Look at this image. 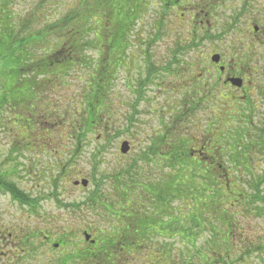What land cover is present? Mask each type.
Instances as JSON below:
<instances>
[{
	"label": "rangeland",
	"instance_id": "374dc122",
	"mask_svg": "<svg viewBox=\"0 0 264 264\" xmlns=\"http://www.w3.org/2000/svg\"><path fill=\"white\" fill-rule=\"evenodd\" d=\"M42 2L43 0H0V16L4 11H7L16 15L17 20L20 22L26 23L25 20L29 21L32 19L40 24L41 21H44L45 16L50 14L57 16V13L67 9V3L64 0L62 2L60 0H46L45 8L39 9ZM87 2L90 3V0ZM249 2L252 4L249 6L250 8L244 6V0H191L190 5H186L187 0H184L180 9L173 10L171 8L163 13L160 5L163 0L138 1L141 10L148 13L141 21L137 22L133 31L134 37L131 49L128 52L130 61L126 62V65L128 64L129 66L125 65V67L123 65L115 77L110 93L115 103L114 107L108 106L110 110L114 111L118 122L115 131L117 129L122 130L124 134L108 144L106 150L101 153L102 155L96 161L93 154L97 148L104 145L102 140L103 133L101 135L88 136L82 144L79 143V152L74 159L73 168L71 167L70 172L61 168L66 161L70 160L71 162L72 156H75L74 152L77 143H74L71 139L72 130L69 124L71 120L73 121L71 116L75 109V100L77 101L82 97L80 91L83 88L82 83H85V79L83 82H76L70 77L67 80L68 83H64L61 87L56 85L58 87L54 88L52 85L46 86L44 91L41 89L35 90L33 96L36 97V101L33 100V102H36L38 106L36 110L30 108L31 110L26 109L22 113L24 108L22 109V106H20L16 111V117H13V113L5 111V109L0 110V173H3L6 176V180L14 185L18 191H20V184L24 183L26 185L25 189L29 192L28 195L37 197L39 200L37 206L39 215L45 218L46 214H49L48 221L43 218L39 222L27 223L28 226H55L58 232H61L67 226L66 213L71 211L75 221L80 223L84 221V225L97 228L104 226L106 223H117L118 220H111L107 215L108 211L113 213L111 206L117 214L127 215L129 217L128 221L133 224H135V221L138 222L139 219H142L139 220V224H144L143 219L147 215H149L147 218L150 220L152 219L150 216L154 213H156V217L161 214L160 207L158 206V208L155 205L156 200L155 202L150 201V197H154L151 196L153 189L159 188L163 195L161 199L165 200L162 203L163 206L167 204L170 208L177 209V211L180 205L183 207L179 215L182 219L179 226L182 229L183 237L179 234L169 235L164 226L153 225L152 233L154 237L148 241L151 246L149 251L151 262L153 259V261H156L153 264H162L167 261V255L169 259H173L175 262L183 256L186 261L192 259L196 262V255L195 252L191 251L190 244H194L197 251L208 252L207 250L208 248L210 249L213 236H215L213 235V233L215 234L214 228L211 226L214 221L212 219L203 220L204 224L198 232L195 229L190 236L184 238L189 230L185 218L188 213L185 210L186 206L184 207L182 203L174 200L168 194L169 183L173 173L169 169L156 167L145 169L138 167L137 163L134 164L139 154L134 147L131 148L130 146V133H135L136 131L138 136L144 137L147 133L158 129L160 122L156 119L159 117L152 115V113L157 110L161 112L163 108L164 98L160 89L163 74L159 73L160 75H157L155 83L148 85V88L146 87L144 99L137 106V111H140V115L137 117L136 127L133 126L134 129L132 131L129 130V134H125V128L128 127L127 118L131 114L130 106L134 100L133 93L136 88V80H140L145 76V56L150 57L148 62L153 64L155 70H159V68L161 70L162 67L173 60V53L176 52V49L183 52L184 48L188 46L187 44H190L189 27L185 24L191 22L195 15L198 16V25L199 22L202 24L203 22H208L210 34L218 35L224 30L229 31V33L224 36V41L216 43L206 41L199 49L188 51L186 52L187 56L182 54L178 59H183L185 62H205V65H209V58L212 54H223L224 56L226 55L225 62L228 63L231 58L227 51L228 48H234L238 45L239 49L244 50V48H248L247 43L250 42L249 47L252 53H249L246 65L250 68V71L248 75L246 74V77L251 81L247 88H249L250 92H254V95L247 100L256 108L259 100L256 90L258 87L256 85L261 83L264 78V70H260L264 68V59L261 57L264 52L260 50V46L264 45V41L254 37L255 34L252 27L255 25L259 28L260 33L258 35L260 37L262 30H264V17H262L264 16V1L250 0ZM193 5L195 7L202 5L203 10H196ZM68 7H71V5H68ZM51 10H53L52 13ZM248 50H246L247 54ZM123 64H125V60ZM210 72L217 74L213 70ZM198 73L195 72V76ZM154 76H156V73ZM187 77H189V73ZM166 80L169 79L166 77ZM2 83L3 80H0V87H2ZM218 88L219 93L223 92L221 86ZM183 92L181 91V93ZM79 95L80 98L77 99ZM240 95L237 94V97H240ZM23 96L24 102L27 104V93L23 92ZM236 100L237 103L231 110L233 113L231 116H227L222 113L223 110L227 109V102L218 95V117L216 125L212 127L213 137L210 144L211 151L214 153H224L221 157L219 153H216L217 161H222L225 167L229 169L232 167L229 166L230 162L227 154L233 152V144H236L238 140V138L234 137V134L247 131L253 135L256 130L251 128L258 126L256 113L252 115L254 119L250 123L247 120H243V106L246 101L241 98ZM6 109H9V107ZM169 109H171L170 112H174L172 108ZM169 109H163V113L166 116L165 122L170 126V116L167 114ZM209 113V109L197 111L191 116L190 121L186 119L179 126L178 132L183 136L184 134L186 135L187 142L190 141L189 147L199 148L198 139H201V135L204 134L203 126L209 123L207 118ZM173 117L175 120L172 119V124L178 120L174 115H172ZM17 119L18 122H16ZM213 120L214 122L216 121V116ZM249 133L248 135L251 138L252 135ZM168 137L170 139L169 135ZM253 140H255L254 135ZM124 141L130 146L126 154L120 152V145ZM251 158L255 160L257 158L256 154H251ZM250 170L254 179L258 177V180H260L263 176L261 168L256 167V162L253 163ZM228 174L230 178L231 176L236 178V176L240 175V173L238 174L235 171H228ZM105 175H107V179L102 185L105 203L101 207L102 210L91 211L86 206V198H90L91 193L95 190L92 177L94 176L95 182L98 184ZM115 178L125 181L129 188H132V183L135 181L133 187L136 193L129 196L118 195L119 188L116 185ZM80 180H87L88 185L86 187L73 185L74 182ZM148 191L150 192L149 194ZM123 196L124 198H122ZM7 200H4L5 207L11 215H24V211H20L15 203L10 202L8 204ZM184 204L186 203L184 202ZM68 205H71L73 209L67 208ZM22 209L24 208L22 207ZM167 214L170 215L171 213L167 212ZM173 214L174 216L172 217L179 218L176 212ZM80 217H85V219L81 221ZM29 219L31 220V218ZM165 221L166 219L163 222ZM149 226H141V228L144 229ZM184 230L186 231L183 233ZM146 232V230H140L137 231V234H146ZM217 236L220 237V234L217 233ZM245 236L260 238L261 243L264 244V229H248ZM216 239L218 240L217 237ZM260 248H262L260 252L255 250L249 252L247 255L249 264H264V248L263 246ZM138 264L144 263L139 262Z\"/></svg>",
	"mask_w": 264,
	"mask_h": 264
},
{
	"label": "trees",
	"instance_id": "16d2710c",
	"mask_svg": "<svg viewBox=\"0 0 264 264\" xmlns=\"http://www.w3.org/2000/svg\"><path fill=\"white\" fill-rule=\"evenodd\" d=\"M60 1L62 2V0ZM87 1L64 0L67 3V9L57 13V16H53V14L45 16L44 21H41L40 24L32 19L29 21L25 20L26 23L20 22L17 20L16 15L10 14L7 11H4L0 16V80H3L2 87H0V110L5 109V111L13 113V117H16V111L20 106H22V109L24 108L22 113L26 109L36 110L38 106L36 102H33V100L36 101V97L33 96L35 90L41 89L44 91L46 86L52 85L54 88L61 87L64 83H68L67 80L70 77L76 82H83L85 79V83H82L83 88L80 91L82 97L79 99V95L77 98L79 99L77 100L78 102L75 100V109L71 116L73 121L71 120L69 124L72 130L71 139L74 143H77V147L74 152L75 156H72L71 162L68 160L61 166L67 172H70L71 167L73 168L74 159L79 152V145L83 143L86 137L104 134L102 136L104 145L97 148L93 154L96 161L102 155L101 153L106 150L108 144L124 134L122 130L117 129L115 131L118 122L114 111L108 107L109 105L114 107L115 103L110 93L119 70L122 69L123 65H126V62L130 61L128 52L131 49L134 37L133 31L136 28L137 22L141 21L148 13L141 10L140 5H138L139 0H90V3ZM116 2L118 3L116 4ZM46 3V0H43L39 9L45 8ZM68 5H71V7H68ZM169 9H171L170 5L162 7L163 13ZM185 25L189 27L190 44H187L188 46L184 48L183 52L176 49V52L173 53V58L176 60L184 52L199 49L206 41L215 43L224 41V36L229 33V31L224 30L220 34L218 33V35L210 34L208 22H203V24L199 22L198 25L197 15L194 16L191 22ZM247 47L244 50L239 49L238 45L234 48H228L227 51L231 57L229 60L233 59L234 61H238L240 65L246 66L249 53H252L249 45ZM247 49H249L248 54ZM144 59L146 61L145 76L140 80H136V88L133 93L134 100L132 105L130 104L131 114L127 118L128 127L125 128V134H129L138 121L137 117L140 115V111H137V106L144 99L145 89L148 88V85L150 86V84L155 83L157 75L167 73V71L163 70L164 67L161 70L160 68L159 70H155L153 64L148 62L149 56H145ZM124 60L125 64H123ZM208 64L210 65V63ZM175 65L179 66L180 63H175ZM126 66L129 65L127 64ZM155 73L156 76H154ZM23 92L27 93V104L24 102ZM184 106L188 105L185 104ZM8 107L9 109H6ZM181 109L176 108L174 112L169 111L171 125L169 126L170 134H168L170 139L168 137L167 162L170 164L169 171L173 173L171 175V182L169 183V196L171 198L180 196L186 204L190 205L196 204L198 201L196 200L197 196L228 195L236 187L239 189L240 182L237 183L239 186L233 182L229 183L227 182V177L223 176L225 181L216 184L212 181L215 179L212 171L188 167L189 164L204 162V158H193L188 146L190 141L187 142L186 135L184 134L183 136L178 132L179 126L185 121L180 116V114L184 116L185 110L183 108L179 112ZM160 114L161 112L158 110L152 113V115L159 117L156 120L161 125L163 120ZM172 115L178 119L174 124H172V119L175 120V118H172ZM62 121L64 122V120ZM16 122H18V119ZM160 125L153 132L159 131ZM157 133L160 135L159 132ZM234 137L238 138V140L236 144H233V152L227 154L229 162L234 164V170H221L220 174H227L228 171L240 173L239 176H236V180L246 177L250 181L245 185L246 190L241 188L244 194L257 195L259 180L258 177L254 179L250 170L254 163V160L251 158V154H254L251 147H258L257 141H255V145H251L250 142H247L249 137L245 136V132H237L234 134ZM256 137H258L257 134ZM162 145L165 144L161 136V139H159V149H161ZM154 146L156 147V144ZM217 153L220 154V157L224 155V153ZM244 156L246 157L244 158ZM142 158L145 161L156 159V161L161 162L164 156H158L156 152H153L151 156L142 154ZM139 162L140 160H135L134 164L137 163L138 166ZM221 163L223 162L221 161ZM179 164L184 166L180 168L178 167ZM224 169H226L225 166ZM5 177L3 173H0V180H6ZM106 179L107 175L103 176L97 184L94 176L92 177L95 190L91 193L90 198H86V206L91 211L102 210L101 207L105 203L102 185ZM114 180L119 188L118 195L129 196L136 193L133 187L135 181L132 183V188H129L125 181H120L117 178ZM6 189L12 195H17L18 190L15 189L14 185L9 184ZM151 196L155 198L160 196L158 199L150 197V201L155 202L156 200L155 205L160 207L158 208L161 209V214L156 217V213H154L150 216L152 217L150 220H148L147 217L149 215H147L143 219L144 224H139V220L142 219H139L138 222L135 221V224H133L131 221H128L129 217L127 215L117 214L112 206L111 210L113 213L108 211L107 215L111 220H119V217H121V225L123 227L135 226L141 228V226L147 227L150 225L148 230L151 228L152 232L153 225L164 226L169 235L179 234L183 237L182 229L179 226L182 219L178 213L179 219H177L178 217H172L174 216L173 209L167 204L165 206L162 205L165 202V200L161 199L163 196L162 191L159 188L153 189ZM20 202L22 201L20 200ZM189 205L185 207V210L188 212L185 218L189 230L184 238L190 236L195 229L198 232L204 224L203 220L211 219V216L206 211L200 212L198 208ZM167 212L171 214H167L166 216ZM164 219H166L165 222H163ZM108 225L113 226L115 224ZM226 240L228 239L224 238L222 241L226 242Z\"/></svg>",
	"mask_w": 264,
	"mask_h": 264
},
{
	"label": "flooded vegetation",
	"instance_id": "af4514ba",
	"mask_svg": "<svg viewBox=\"0 0 264 264\" xmlns=\"http://www.w3.org/2000/svg\"><path fill=\"white\" fill-rule=\"evenodd\" d=\"M183 1L163 0V3L160 5L162 7L170 5L175 10L181 8ZM190 1L187 0L186 5H190ZM249 1L244 0V6L250 8L249 6L252 4ZM195 8L196 10H203L202 5ZM259 33L260 30L254 32V37L264 41V30H262L260 37ZM249 43H247V46ZM260 49L264 52V45H261ZM183 54L187 56L186 52ZM218 55L219 62H210V66L205 65V62H185L183 59L176 60L174 58L168 62L163 68L167 73L165 72L166 74L163 75V80L160 83V89L164 98L162 114H160L163 123H161L159 131H157L160 135L156 131L153 132L154 130L147 133L144 137L138 136L136 131L130 135V146L131 148L134 147L135 151L139 154L136 157V160H140L138 167L145 169H149L150 167L169 169L170 164L167 162L169 124L165 122L166 116H164L163 109L168 110L172 108L174 111L176 108H184L185 114L184 116L180 114V116L185 121L186 119L190 121L191 116L195 112L209 109L210 113L207 116L209 123L205 122L206 124L203 126L204 134L201 135V139H198L200 143L198 144L199 148L190 147L191 156L193 158L197 157L196 159L204 158V162L189 164L188 167L193 166L194 168L212 171V175H215V179L212 181L216 184L225 181L223 176L227 177V182L229 183H241L239 189L236 187L228 195L197 196L196 200L198 201L196 204H184L185 201L180 196L173 197L174 200L182 203L184 207L189 205L198 208L200 212L206 211L209 213L211 219L214 221V223L211 222L213 225L210 223L215 231L213 235L218 240L213 236L210 249L208 248L207 250L208 252L197 251L195 250V245L190 244L191 251L195 252L196 262L192 259L186 261L184 256L180 259L178 258L177 262H175L173 259H169L167 255V261L162 264H233V262L234 264H249L247 261L249 252L251 250L260 252L262 249L260 247L263 246L264 248V244L261 243L260 238L245 236L248 229H264V78L261 83L256 85L258 87L256 90L259 100L257 101L256 108H254L249 103V100H247L250 96L254 95V92H250L249 88H247L251 84L250 79L246 77V74H249L250 68L240 65L238 61H234L233 59L226 63V56L223 54ZM261 57L264 59V53L261 54ZM175 63H180V65L176 66ZM211 70L217 72V74H212ZM260 70L262 71L264 68ZM195 72H199L196 74L197 76H195ZM188 73L189 77H187ZM166 77L169 80L165 81ZM231 79L241 80V87L237 88L233 86L230 82ZM220 86L223 92L219 93L218 87ZM181 91L184 92L181 93ZM237 94H241L240 97H237ZM218 95L227 102V109L222 112L224 115L231 116L233 113L231 110H233V106L237 103L236 99L239 98L246 101L243 106V120H247L250 123L254 119L252 115L257 114L258 126L250 128L256 130L254 132L257 133L258 137H255V140H253L254 132L253 135L247 131L245 132V136L247 137H249L248 133L252 135L247 142L255 145V141H257L258 144V147H251L257 157L254 160L256 167H260L263 173V176L259 180L257 195L244 194L241 190V188L247 189L245 185L250 182L248 178L236 180V178L231 176L228 179V173L220 174L221 170L224 171L229 168L224 169L225 165L217 161V152L211 151L212 127L216 125L218 117ZM185 104L188 106H184ZM169 111L167 112L168 115ZM215 116L216 121L214 122L213 118ZM161 136L165 145H162L161 149H159V139H161ZM155 144L156 147L154 146ZM153 152H156L158 156H164L163 160L161 162H152L156 159L145 161L142 158V154L151 156ZM204 155L205 157H203ZM183 166L181 164L178 165L180 168ZM229 166L232 167L230 169L232 170L234 164L230 163ZM9 184L7 180H0V264H138L139 262L153 264V262H156L153 259L151 262L149 257L151 246L148 241L153 237L152 232L148 231L149 228L123 227L121 225V217H119V220L113 226H109V223H106L104 226L96 228L84 225V221L81 223L75 221L73 212L68 211L66 213L67 226L61 232H58L55 226H28L27 223L39 222L44 218L38 212L37 206L39 200L37 197H30L28 195L29 192L25 189L26 185L24 183L20 184V191H17L16 195L18 197L12 195L6 189ZM5 199H8V204L10 202L15 203L20 211H24V215H11L5 207ZM67 208L73 209L71 205H68ZM182 209L183 207L180 205L178 211L177 209H173V212L180 215V210ZM48 215L46 214L44 218L47 221ZM79 219L82 221L85 217H80ZM140 230H146L147 232L146 234H137V231ZM211 230L213 231V229ZM217 233L220 234V237L217 236ZM224 238L228 240L223 242Z\"/></svg>",
	"mask_w": 264,
	"mask_h": 264
},
{
	"label": "water",
	"instance_id": "95a60500",
	"mask_svg": "<svg viewBox=\"0 0 264 264\" xmlns=\"http://www.w3.org/2000/svg\"><path fill=\"white\" fill-rule=\"evenodd\" d=\"M255 31H256V28H255ZM212 62L213 63H218L219 62V56L218 55H215L211 58ZM231 84L235 87H241V81L240 80H237V79H232L230 80ZM129 151V144L127 142H123L120 146V152L122 154H126L127 152ZM74 186H78V185H81L83 187H86L88 185V181L87 180H81V181H78V182H74L73 184Z\"/></svg>",
	"mask_w": 264,
	"mask_h": 264
}]
</instances>
